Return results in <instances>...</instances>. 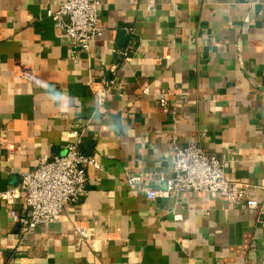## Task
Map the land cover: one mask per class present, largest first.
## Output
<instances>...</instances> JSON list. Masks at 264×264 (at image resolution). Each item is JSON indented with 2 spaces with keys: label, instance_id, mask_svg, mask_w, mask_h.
<instances>
[{
  "label": "crops",
  "instance_id": "0c3cea01",
  "mask_svg": "<svg viewBox=\"0 0 264 264\" xmlns=\"http://www.w3.org/2000/svg\"><path fill=\"white\" fill-rule=\"evenodd\" d=\"M56 9L0 0V192L63 155L79 122L100 169L85 167L87 196L22 243L0 201V264H264V0H103V35L76 60ZM173 135L217 156L259 208L168 194ZM75 226L93 231L78 248Z\"/></svg>",
  "mask_w": 264,
  "mask_h": 264
},
{
  "label": "built area",
  "instance_id": "2783aa9c",
  "mask_svg": "<svg viewBox=\"0 0 264 264\" xmlns=\"http://www.w3.org/2000/svg\"><path fill=\"white\" fill-rule=\"evenodd\" d=\"M57 6L48 16L61 37L72 49L71 58L77 59L79 53H89L96 38L103 35L99 24V11L103 0H51ZM146 93V91H144ZM98 105L104 106L109 96V88L105 86L95 92ZM159 107L163 113L171 112L167 98L161 95ZM72 131L65 135L63 155L51 159L40 157L37 166L20 175V182L4 192H0V201L6 204L9 217L18 222L20 242L24 241L28 232L49 225L58 224L67 206L78 205L88 194V177L85 167L100 169L97 156H87L82 151L86 125L79 122ZM171 155L174 159L173 176L167 181V193L178 197L181 194L206 193L218 195L227 203L243 205L248 210H257L258 202L250 185L230 181L225 174V164L215 155L205 152L200 146L183 147L178 137L170 139ZM141 182L138 176L127 180L130 187ZM158 192L148 191L149 201L156 200ZM21 202L20 211L15 204ZM76 244L78 248L93 237V231L83 226H75Z\"/></svg>",
  "mask_w": 264,
  "mask_h": 264
}]
</instances>
